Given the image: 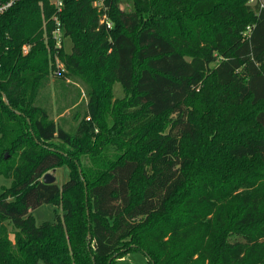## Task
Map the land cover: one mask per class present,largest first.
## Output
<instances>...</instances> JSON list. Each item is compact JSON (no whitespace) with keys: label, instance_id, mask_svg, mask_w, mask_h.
Returning a JSON list of instances; mask_svg holds the SVG:
<instances>
[{"label":"trees","instance_id":"16d2710c","mask_svg":"<svg viewBox=\"0 0 264 264\" xmlns=\"http://www.w3.org/2000/svg\"><path fill=\"white\" fill-rule=\"evenodd\" d=\"M250 1L106 0L107 28L94 0H64L69 51L50 0L0 15V264H264V10ZM62 165L65 181H43ZM42 204L61 212L37 223Z\"/></svg>","mask_w":264,"mask_h":264},{"label":"rangeland","instance_id":"374dc122","mask_svg":"<svg viewBox=\"0 0 264 264\" xmlns=\"http://www.w3.org/2000/svg\"><path fill=\"white\" fill-rule=\"evenodd\" d=\"M126 1L127 0H119V6L121 8H126L127 7ZM250 2L254 3L255 0H251ZM64 47L67 51H69L71 48V41L68 38L65 39ZM79 83L80 82L75 81L74 84L76 86H79L80 87L79 89H81V91L83 92L82 89L83 85ZM124 96L125 94L124 91L121 89L120 84L115 82L112 86V98H122ZM81 97H83L82 101H85L86 98L85 94L83 96V93H81ZM79 100H81V98ZM82 101L81 104L83 105ZM171 101H173V99ZM70 110L71 109H65L62 114L58 115V112H56V107L53 106L51 114L55 119V121L63 125L65 128L71 129L70 127L75 125L76 121L73 118V111L70 112ZM53 174L55 175V181L57 183H62L68 178V168L67 166L62 165L59 168L55 169L53 171ZM10 184H11V178L0 175V192L2 191L3 187H8ZM55 211H58L59 213L61 212L60 209H57L52 204H42L37 208L33 209L32 214L34 215L37 223H41L45 220H51L53 218ZM147 261H148V257L143 252L135 251V252H129L124 256H122L121 258H119L117 264H147ZM37 264H43V263L39 261Z\"/></svg>","mask_w":264,"mask_h":264},{"label":"built area","instance_id":"2783aa9c","mask_svg":"<svg viewBox=\"0 0 264 264\" xmlns=\"http://www.w3.org/2000/svg\"><path fill=\"white\" fill-rule=\"evenodd\" d=\"M16 0H0V15L3 14ZM106 0H94L93 5L102 11L100 22L105 24L107 28L112 26V22L108 19L106 14L107 6H105ZM258 3L259 8L264 10V0H255ZM50 3L55 8V14L52 16L54 26L51 30V38L54 41V46L56 48H61L64 45L65 37L63 36V28L61 21L58 16L63 8L64 0H50Z\"/></svg>","mask_w":264,"mask_h":264},{"label":"water","instance_id":"95a60500","mask_svg":"<svg viewBox=\"0 0 264 264\" xmlns=\"http://www.w3.org/2000/svg\"><path fill=\"white\" fill-rule=\"evenodd\" d=\"M1 94H2L3 101H4L6 104H9L6 95H5L3 92H2ZM53 171H54V170H53ZM53 171H51V172H46V173L43 175L42 179H43L44 182H48V183H50V182H54V181H55V175L53 174ZM79 172H80V169H79ZM87 214H88V212H87ZM88 236H89V233H88Z\"/></svg>","mask_w":264,"mask_h":264}]
</instances>
